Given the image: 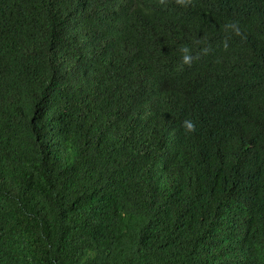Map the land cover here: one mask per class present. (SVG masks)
<instances>
[{
    "label": "trees",
    "instance_id": "16d2710c",
    "mask_svg": "<svg viewBox=\"0 0 264 264\" xmlns=\"http://www.w3.org/2000/svg\"><path fill=\"white\" fill-rule=\"evenodd\" d=\"M0 264H264V0H0Z\"/></svg>",
    "mask_w": 264,
    "mask_h": 264
},
{
    "label": "clouds",
    "instance_id": "9594fccd",
    "mask_svg": "<svg viewBox=\"0 0 264 264\" xmlns=\"http://www.w3.org/2000/svg\"><path fill=\"white\" fill-rule=\"evenodd\" d=\"M183 2V0H181ZM226 29L230 30L236 36L242 34V29L240 27L239 21L233 20L226 24ZM181 53V63L182 65L190 66L195 59L198 57L194 54L192 47L189 44H181L179 47ZM197 121L192 117H186L182 122V128L186 135L195 133L197 131Z\"/></svg>",
    "mask_w": 264,
    "mask_h": 264
}]
</instances>
